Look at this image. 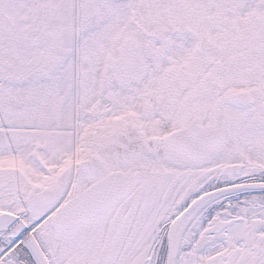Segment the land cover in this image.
Instances as JSON below:
<instances>
[{"label":"snow or ice","instance_id":"6c2138e0","mask_svg":"<svg viewBox=\"0 0 264 264\" xmlns=\"http://www.w3.org/2000/svg\"><path fill=\"white\" fill-rule=\"evenodd\" d=\"M0 264H264V0H0Z\"/></svg>","mask_w":264,"mask_h":264}]
</instances>
